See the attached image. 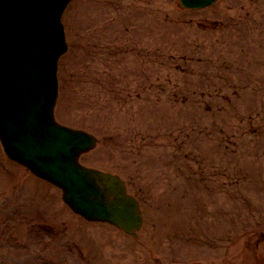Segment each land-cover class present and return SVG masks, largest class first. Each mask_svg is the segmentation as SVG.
Listing matches in <instances>:
<instances>
[{
  "label": "rangeland",
  "instance_id": "obj_1",
  "mask_svg": "<svg viewBox=\"0 0 264 264\" xmlns=\"http://www.w3.org/2000/svg\"><path fill=\"white\" fill-rule=\"evenodd\" d=\"M63 21L57 117L101 138L82 161L128 179L144 226L81 219L0 146V264H264V0H72Z\"/></svg>",
  "mask_w": 264,
  "mask_h": 264
},
{
  "label": "water",
  "instance_id": "obj_2",
  "mask_svg": "<svg viewBox=\"0 0 264 264\" xmlns=\"http://www.w3.org/2000/svg\"><path fill=\"white\" fill-rule=\"evenodd\" d=\"M67 1L0 0V137L11 157L61 186L76 211L135 234L141 211L124 181L78 161L96 138L54 116L57 60L66 50L59 16Z\"/></svg>",
  "mask_w": 264,
  "mask_h": 264
}]
</instances>
